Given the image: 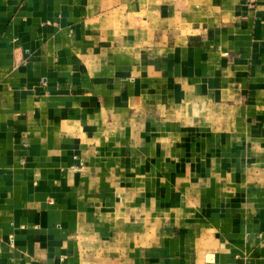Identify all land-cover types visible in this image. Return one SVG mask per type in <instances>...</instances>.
<instances>
[{
  "label": "crops",
  "instance_id": "1",
  "mask_svg": "<svg viewBox=\"0 0 264 264\" xmlns=\"http://www.w3.org/2000/svg\"><path fill=\"white\" fill-rule=\"evenodd\" d=\"M264 264V0H0V264Z\"/></svg>",
  "mask_w": 264,
  "mask_h": 264
},
{
  "label": "built area",
  "instance_id": "2",
  "mask_svg": "<svg viewBox=\"0 0 264 264\" xmlns=\"http://www.w3.org/2000/svg\"><path fill=\"white\" fill-rule=\"evenodd\" d=\"M232 264H243V263H240V262H235V263H232Z\"/></svg>",
  "mask_w": 264,
  "mask_h": 264
}]
</instances>
